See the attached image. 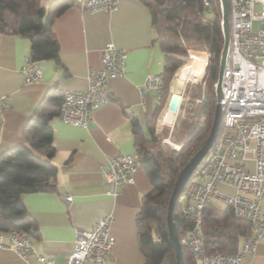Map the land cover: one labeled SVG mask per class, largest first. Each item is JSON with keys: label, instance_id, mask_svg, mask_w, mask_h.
Listing matches in <instances>:
<instances>
[{"label": "crops", "instance_id": "0c3cea01", "mask_svg": "<svg viewBox=\"0 0 264 264\" xmlns=\"http://www.w3.org/2000/svg\"><path fill=\"white\" fill-rule=\"evenodd\" d=\"M55 1L41 0V4L50 9ZM71 1L53 22L59 61L36 60L42 69L40 80L27 83L22 72L24 58L30 56L31 40L25 35L0 32V95H6L9 103L0 113V156L26 142L25 128L52 85L61 92L84 90L88 72L102 65L106 44L112 42L125 49V72L110 80L109 99L93 111L88 126L63 122L59 114L49 121L54 133L55 155L51 162L57 167V189L24 192L21 198L38 222L39 235L31 238L37 252L52 257L57 264H66L78 231L92 229L106 214L113 216L115 236L108 264H141L144 255L136 216L142 197L152 189L148 174L140 166L135 181L118 186V194L112 195L107 193L104 172L109 157L116 152H138L133 117L149 136L147 126L157 110V92L150 88L142 94L141 86L148 73H163L165 51L156 39L152 10L142 0H119L117 7L109 11L82 9L78 0ZM216 186L227 193L235 192L230 184L218 182ZM66 194L72 200H66ZM212 202L226 206L218 199ZM260 205L264 211V199ZM0 234L8 242L9 231L0 230ZM0 264L42 262L35 254L26 260L14 248L0 246ZM242 264H264V236L255 254L243 256Z\"/></svg>", "mask_w": 264, "mask_h": 264}, {"label": "trees", "instance_id": "16d2710c", "mask_svg": "<svg viewBox=\"0 0 264 264\" xmlns=\"http://www.w3.org/2000/svg\"><path fill=\"white\" fill-rule=\"evenodd\" d=\"M142 1L152 10L156 39L165 51V61L163 89L156 113L148 122V137L140 129L138 119L132 118L141 166L152 184V189L142 197L136 216L144 255L141 264H176V251L167 223L169 200L181 169L201 147L213 123L217 105L215 85L224 45L222 10L219 0H213L212 11L205 7L203 0ZM71 3V0H57L47 9L41 0H0V32L27 36L31 40L33 60L59 61V42L53 22ZM191 47L197 49H189L190 57L206 68L193 60L182 65ZM198 49L208 50V63L207 52ZM180 65L201 79L205 70L206 73L204 96L201 88L193 92L192 107L174 124L171 138L181 144L177 150L171 144L162 143L156 133V122L168 96L170 80ZM201 96V102L197 103L195 98ZM62 100L63 92L52 85L25 128L26 142L16 144L0 156V230L16 229L30 238L39 235L38 222L28 212L21 194L57 189V167L51 162L55 155L54 133L49 121L59 114ZM204 214L208 251L234 252L242 238L250 233L249 223L236 217L227 206L210 202ZM175 220L179 235L191 225L190 218L181 213L179 203ZM182 251L184 264H198L184 245Z\"/></svg>", "mask_w": 264, "mask_h": 264}, {"label": "built area", "instance_id": "2783aa9c", "mask_svg": "<svg viewBox=\"0 0 264 264\" xmlns=\"http://www.w3.org/2000/svg\"><path fill=\"white\" fill-rule=\"evenodd\" d=\"M118 2L78 0V5L91 11H109L115 9ZM228 2L231 32L221 78L223 126L178 202L181 213L191 220V225L180 235V242L198 264H242L243 256L255 254L264 236V211L260 205L264 199V0ZM203 3L208 10L212 9L213 0H203ZM255 21L260 22L259 29L255 28ZM206 52L208 63L209 52ZM126 59L125 49L107 43L102 50L101 67L88 72L87 88L63 92L61 120L88 126L93 111L109 99L110 80L124 74ZM22 72L27 83L42 77L41 67L29 55L24 58ZM150 88L156 89L159 100L163 89L162 74H147L141 93ZM8 107L6 95H0V113ZM174 147L180 150L181 144H174ZM140 166L138 152L119 151L111 155L104 172L109 186L107 193L117 195L118 186L133 183ZM218 182L232 185L235 192L220 190L216 186ZM65 199L70 201L72 196L66 194ZM213 199H218L236 217L249 223L250 233L243 237L234 252L206 248L204 210ZM112 222V214H106L92 229L79 230L66 264H108L107 256L115 244ZM0 246L14 248L26 260L30 254H35L42 264H57L52 257L38 253L33 240L16 229L9 230L8 242L0 234Z\"/></svg>", "mask_w": 264, "mask_h": 264}, {"label": "water", "instance_id": "95a60500", "mask_svg": "<svg viewBox=\"0 0 264 264\" xmlns=\"http://www.w3.org/2000/svg\"><path fill=\"white\" fill-rule=\"evenodd\" d=\"M221 10H222V30L224 35V45L221 52L220 64H219V73L218 80L216 83V99L217 105L215 109L214 119L211 126V130L209 135L203 141L201 147L195 152V154L190 158V160L184 165L181 169L178 178L175 182L172 194L169 200L168 212H167V223L168 229L170 233L171 240L173 242L175 251H176V264H184L183 261V251L182 244L179 239L178 226L175 220L176 216V206L179 202V199L184 191L185 186L190 181L197 168L203 162L204 158L211 150L213 145L215 144L218 135L222 128L223 121V110L222 104L220 102L222 98V89H221V78L223 74V69L225 67L228 51H229V43H230V32H231V24H230V8L228 0H220ZM173 95V94H172ZM170 103V102H169ZM168 108H170V104H168ZM181 103L178 105V111L180 109ZM172 111V110H170ZM169 110L165 113L162 118L163 122L174 124L177 118V113H172ZM174 126V125H173Z\"/></svg>", "mask_w": 264, "mask_h": 264}, {"label": "rangeland", "instance_id": "374dc122", "mask_svg": "<svg viewBox=\"0 0 264 264\" xmlns=\"http://www.w3.org/2000/svg\"><path fill=\"white\" fill-rule=\"evenodd\" d=\"M220 1V0H219ZM220 6H221V4H220ZM213 10V6H212V9L210 10V11H212ZM257 10H258V8H257ZM207 14L208 15H211L212 13H210V12H207ZM261 27V24H260V22L259 21H255V28L256 29H259ZM189 49H197V48H188L187 49V56H186V58H185V61H184V63L182 64V65H184V64H186V63H188L190 60H193V61H195V62H197V63H199V64H201L202 66H204L205 68H206V66L203 64V63H201L199 60H197V59H193L192 57H190V52H189ZM198 50H204V49H198ZM204 51H208V50H204ZM182 65H180L177 69H176V71L174 72V74H173V76H172V78H171V80H170V83H169V90H168V96H167V98H166V101H165V104L163 105V107H162V109L160 110V113H159V117H158V121H157V125L158 126H156L157 128H161L162 127V125H161V123L160 122H162V118H163V115H164V112H165V110H166V108L168 107V104H169V102H170V99H171V96H172V94L175 92V91H179V85L177 84V82H176V75H177V72H178V70H179V68L182 66ZM205 73H206V70H205ZM205 73H204V76H203V78L201 79V78H198V77H196L194 74V76L196 77V80H195V82L194 83H188V85L185 87V88H183L182 90H181V92H182V94H183V98H182V100H181V106H180V109H179V111H178V114H177V118H178V120L179 119H181L182 117H183V115L185 114V112L187 111L186 109H188L189 107H192V100H193V96H192V94H193V92H197L198 91V88H201L202 89V95L204 96V86H205V83H204V81H205ZM175 82V83H174ZM172 84H173V86H172ZM174 87V88H173ZM173 88V89H172ZM179 88V89H178ZM215 88H216V85H215ZM173 90V91H172ZM202 96L200 97V98H195V101L197 102V103H200L201 101H199V99H201L202 100ZM161 118V119H160ZM177 118H176V120H177ZM161 120V121H160ZM176 122V121H175ZM172 130H173V128L171 129V132H172ZM156 131L158 132V135L160 136V138H161V141H162V143H167V144H171L172 146H173V148H175L174 147V144H176L177 142H174L173 141V139L170 137V140L169 141H166V140H164V134H163V132H162V130H160V129H156ZM177 144H179V143H177ZM216 203L217 204H219V202L218 201H216Z\"/></svg>", "mask_w": 264, "mask_h": 264}, {"label": "bare ground", "instance_id": "6f19581e", "mask_svg": "<svg viewBox=\"0 0 264 264\" xmlns=\"http://www.w3.org/2000/svg\"><path fill=\"white\" fill-rule=\"evenodd\" d=\"M195 80H196V77L191 72H189L188 70H186L184 68H179V70L177 72V75H176V82L179 85V88L180 89L178 88L179 91H175L173 93V95L171 96L170 103H169L171 109H169L167 107L166 110H165V112H164V115H165V113L168 110L169 111L172 110L173 112L172 111H170V112H172L174 114L177 113V111H178V105L181 103V100L183 98V94H182L181 90L183 88H185L188 85V83H194ZM172 86H173V84H172ZM161 123H162L161 130H162V132L164 134L163 137L165 138L166 141H169L170 140L169 135H170L171 129L174 127L173 125L175 124V122H174V124L167 123V122H163V121ZM179 239H180V235H179Z\"/></svg>", "mask_w": 264, "mask_h": 264}]
</instances>
